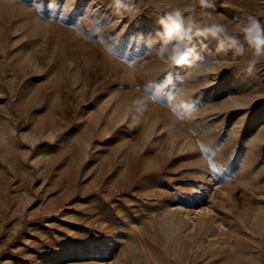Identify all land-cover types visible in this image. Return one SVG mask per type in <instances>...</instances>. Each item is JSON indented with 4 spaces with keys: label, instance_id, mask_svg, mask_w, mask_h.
I'll return each instance as SVG.
<instances>
[{
    "label": "rangeland",
    "instance_id": "obj_1",
    "mask_svg": "<svg viewBox=\"0 0 264 264\" xmlns=\"http://www.w3.org/2000/svg\"><path fill=\"white\" fill-rule=\"evenodd\" d=\"M135 5L117 14L112 0H0V264H121L119 234L151 242L150 256L146 231L166 207L183 237L195 234L185 264H226L228 223L241 215L248 225L258 215L257 238L241 240L245 264H264V141L255 158L246 150L264 133V61L249 74L250 52L218 51L210 38L193 41L197 71L154 54L169 12L242 35L248 17L264 24V0ZM204 221L214 228L202 235Z\"/></svg>",
    "mask_w": 264,
    "mask_h": 264
},
{
    "label": "clouds",
    "instance_id": "obj_2",
    "mask_svg": "<svg viewBox=\"0 0 264 264\" xmlns=\"http://www.w3.org/2000/svg\"><path fill=\"white\" fill-rule=\"evenodd\" d=\"M198 3L203 9L215 7V0H198ZM112 6L117 14H135L138 11L135 0H112ZM159 23L163 31L158 33L161 39L154 54L173 68L189 65L193 71L201 69L202 66L194 62V57L198 55L193 41L197 38L215 40L218 51H230L234 56H244L250 52L251 59L246 69L249 74L258 63L264 61V24L255 17H248L247 23L240 29L242 35L232 34L225 25L218 23L201 26L191 17L186 18L180 9L167 13L159 19Z\"/></svg>",
    "mask_w": 264,
    "mask_h": 264
},
{
    "label": "bare ground",
    "instance_id": "obj_3",
    "mask_svg": "<svg viewBox=\"0 0 264 264\" xmlns=\"http://www.w3.org/2000/svg\"><path fill=\"white\" fill-rule=\"evenodd\" d=\"M89 1V0H88ZM88 3V2H87ZM83 9V8H82ZM87 9H89V8H87ZM89 10H91V9H89ZM35 22H36V20H35ZM152 34V33H151ZM151 34H149V35H151ZM151 37V36H150ZM157 37V36H156ZM148 39V38H147ZM156 39V38H155ZM149 43L151 42L150 40L148 41ZM148 43V44H149ZM211 45V44H210ZM215 47H212V46H210V47H208L207 49H204L202 52H203V54L204 55H208V54H212L213 53V50H215L214 49ZM201 49V48H200ZM216 49H217V47H216ZM202 54V55H203ZM205 68L206 69H211V67L209 66V65H206L205 66ZM230 86L232 87L233 86V84L232 83H230ZM182 98V97H181ZM241 98V97H240ZM251 99V98H250ZM248 101V100H247ZM247 101H245V100H242V99H236V100H233V104H235V105H242V106H244V105H247V103L249 102H247ZM181 102H182V100H181ZM251 102V101H250ZM149 106V105H148ZM182 107V106H181ZM147 108V107H146ZM183 112V111H182ZM183 116H184V113L182 114ZM141 116H143L144 118H146L147 119V115H146V113H142L141 114ZM150 117H152L151 115L149 116V118ZM149 118H148V120H149ZM150 119H152V118H150ZM264 119V111H263V113H261V114H259V117L257 118V120L255 121L256 123H259V121H261V120H263ZM256 123H251V126L253 125V124H256ZM232 124V123H231ZM263 125V124H262ZM254 126V125H253ZM252 126V127H253ZM240 127V126H239ZM238 127V129H240ZM255 128V127H254ZM230 129V128H229ZM230 130H234V129H230ZM179 131V130H178ZM236 131V133L239 131H237V129L235 130ZM259 131V130H258ZM232 133L231 134H233V131H231ZM147 131H145V134L147 135ZM181 133H182V131H181ZM235 133V132H234ZM262 133H263V131H262ZM144 134V135H145ZM235 135V134H234ZM234 135H232V139H234V137H236V136H234ZM254 135V134H253ZM251 137V136H250ZM247 140V141H246ZM245 141L247 142V143H249V145H250V148H246V150H249V153L251 152V155H252V157L253 158H255V156H257L255 153L256 152H252V149H255L256 148V146L259 144V143H261L262 141H264V133L263 134H260L259 135V133H258V136L256 135V137H253V138H249V136H248V138L246 139ZM245 143V142H244ZM247 145V144H246ZM190 149H194V146L193 145H190ZM198 151V150H197ZM257 151V150H256ZM206 152V151H205ZM208 154H209V152H208ZM257 154H259V151H257ZM215 156V155H214ZM192 157H194V158H196L197 157V155H195V154H192ZM252 157H247L246 158V161H250V160H252ZM208 158V157H207ZM209 159V158H208ZM219 160V159H218ZM204 161H206V159L204 160ZM204 161H201V165L200 166H203V165H205L206 163L204 162ZM243 161V160H242ZM209 162V161H208ZM219 162V161H218ZM213 163V162H212ZM253 163V162H252ZM246 165H247V163H246ZM214 166V165H213ZM202 168V167H201ZM258 172V171H257ZM236 177V176H235ZM239 178V177H238ZM250 182V181H249ZM253 182V181H252ZM261 183V182H260ZM248 186V185H247ZM246 187H244L243 189H245ZM247 188H249V186L247 187ZM250 189H252V188H250ZM245 191H247V190H245ZM250 191V190H249ZM248 191V192H249ZM231 192V191H230ZM153 193V192H152ZM251 193V192H250ZM256 193V192H255ZM156 195V194H155ZM253 195H255V194H253ZM257 196V195H256ZM156 197V196H155ZM227 198H229L230 200V202L231 203H229V201L228 200H226L227 202V205H228V203H229V207L226 205V206H224L227 210L230 208V204H233L232 203V200H231V198H230V195H228V197ZM261 199V198H260ZM264 199V198H263ZM234 205H235V203H234ZM233 205H231V207H232ZM163 208V207H162ZM166 208H168V207H166ZM163 209V214H159V218H158V221H155L154 223H151L150 225H149V227L147 228V233H149L151 236V238H150V240L149 241H151L152 240V242L154 243V246H155V248H154V250H150L151 251V254H150V256H148V248H151L150 246H152V243L151 242H144V241H140L139 240V245L140 246H138L137 245V243H135V242H133V241H131V240H129V239H127L124 235H118V233H117V237L116 238H114V239H116V241L117 240H122V239H125L126 240V248H127V250H126V252H125V259H124V261L122 260V263L121 264H140V257H139V249L141 248V250H142V252L145 254L144 256H145V258H146V262H147V264H185L186 263V261L187 260H185L183 257H181V252L180 251H182V249H184L185 248V246L187 245L188 246V242L190 241V239L193 237V236H195V234L193 233V234H187L185 237H183L184 235H183V231H184V228H186V223H184L183 221H181L180 219H179V217H177V216H179V215H176V213L177 212H173L171 209H170V211L168 210V209ZM262 208H264L263 206H262ZM262 208H259V209H261V211L262 212H264L263 211V209ZM153 210L154 209H152V212H153ZM234 211V210H233ZM232 211V212H233ZM228 212H230V210L228 211ZM250 212H252V211H250ZM255 212V211H254ZM254 212H252V214H254ZM262 212H261V214H262ZM230 214H231V212H230ZM234 213H232L231 215H233ZM257 214V213H256ZM227 215V214H226ZM251 216V215H250ZM258 216V215H257ZM256 216V217H257ZM229 217H230V215H229ZM228 217V218H229ZM256 217H250V219L252 220L250 223V225H248L247 223H249V222H247V220H245L244 219V216L243 215H241V217H240V223H235V222H232L231 220V222L230 223H228L229 225H228V227H230L231 229H232V231H229L230 232V236H228V238L226 237L224 240H223V242L224 243H227V241L230 239V238H233L234 240H235V248L233 249V250H231L230 252V254L228 255L229 257H227V258H225L226 259V261L227 262H225L226 264H245L246 262H248L249 261V255L246 253V252H244L243 250H242V248H243V242L241 241L242 240V238H244V240H245V238H249V239H255V238H252V237H254V235L256 234V230H255V225H254V221H256V220H254V218L255 219H257ZM261 218V217H260ZM261 220V219H260ZM262 221V220H261ZM259 222V221H258ZM131 223V222H130ZM263 223V222H262ZM231 224V225H230ZM256 224V223H255ZM124 225V224H123ZM130 225V224H129ZM211 225V224H210ZM264 225V224H263ZM227 226V225H226ZM123 227V226H122ZM259 227V226H258ZM211 226H206V222L204 221L201 225H200V227L197 229L198 231H200V232H203V234L202 235H204V234H208V232L209 231H211ZM214 228V227H213ZM212 228V229H213ZM259 229H261V228H259ZM202 230V231H201ZM221 230V229H220ZM223 230V229H222ZM230 230V229H229ZM263 232V231H262ZM195 233H197V231H195ZM227 233L226 232H223V231H220V234L218 233V235H220V237L221 236H223V235H226ZM262 234V233H261ZM146 235V234H145ZM264 236V235H263ZM263 236H261V237H263ZM259 237V236H258ZM260 237V238H261ZM256 238H257V234H256ZM193 239V238H192ZM220 239V238H219ZM138 240V239H137ZM258 240V239H257ZM263 240H264V238H263ZM246 242V241H245ZM258 242V241H257ZM248 243H251V242H248ZM253 243H254V241H253ZM256 243V242H255ZM256 245H257V243H256ZM259 245H260V241H259ZM153 246V247H154ZM186 246V247H187ZM252 246V245H251ZM250 246V247H251ZM254 246V245H253ZM256 247V246H255ZM259 247V246H258ZM160 248H162L160 251H158V249ZM153 249V248H152ZM244 249V248H243ZM148 250V251H147ZM245 250H246V248H245ZM253 252V251H252ZM255 253V252H254ZM253 253V254H254ZM126 255H128L127 257H126ZM256 255V254H255ZM142 257V256H141ZM252 257V256H251ZM126 258L128 259V260H126ZM235 258V259H234ZM256 258V257H255ZM143 259H144V257H143ZM229 260H230V262H229ZM251 260H254V259H251ZM250 260V261H251ZM145 262V261H144ZM229 262V263H228ZM249 263V262H248ZM252 264V263H251Z\"/></svg>",
    "mask_w": 264,
    "mask_h": 264
}]
</instances>
